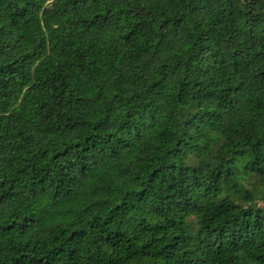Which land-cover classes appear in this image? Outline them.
<instances>
[{"label":"trees","instance_id":"obj_1","mask_svg":"<svg viewBox=\"0 0 264 264\" xmlns=\"http://www.w3.org/2000/svg\"><path fill=\"white\" fill-rule=\"evenodd\" d=\"M0 264H264V0H0Z\"/></svg>","mask_w":264,"mask_h":264}]
</instances>
